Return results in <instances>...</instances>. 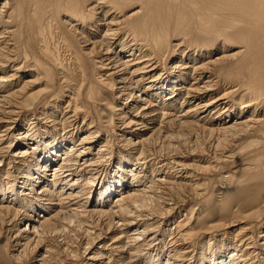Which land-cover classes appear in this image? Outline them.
<instances>
[{
  "label": "bare ground",
  "instance_id": "obj_1",
  "mask_svg": "<svg viewBox=\"0 0 264 264\" xmlns=\"http://www.w3.org/2000/svg\"><path fill=\"white\" fill-rule=\"evenodd\" d=\"M0 264H264V0H0Z\"/></svg>",
  "mask_w": 264,
  "mask_h": 264
}]
</instances>
